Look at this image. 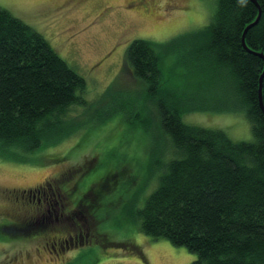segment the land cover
<instances>
[{"label":"rangeland","instance_id":"1","mask_svg":"<svg viewBox=\"0 0 264 264\" xmlns=\"http://www.w3.org/2000/svg\"><path fill=\"white\" fill-rule=\"evenodd\" d=\"M217 7L218 0H0V8L41 33L85 79L89 103L75 109L85 122L76 135L27 154V161L0 155V264H191L196 259L186 247L140 229L138 210L180 155L143 82L133 75L127 50L135 39L169 43L200 30L213 21ZM182 55L163 56L164 84L174 97L178 89H188L189 104L217 107L185 114L183 120L221 129L234 141H252L244 113L221 107L225 94L213 71L191 58L183 65ZM41 186L65 196V208L52 201L61 211L53 210L45 221L37 217L34 224L27 218L35 203L24 191ZM79 228L84 234L90 230V241L79 239L67 248L64 239Z\"/></svg>","mask_w":264,"mask_h":264},{"label":"trees","instance_id":"2","mask_svg":"<svg viewBox=\"0 0 264 264\" xmlns=\"http://www.w3.org/2000/svg\"><path fill=\"white\" fill-rule=\"evenodd\" d=\"M257 1L262 15L247 31L248 48L242 36L259 7L253 0H218L213 21L204 28L169 43L135 39L127 50L133 75L143 82L161 128L180 155L169 162L159 185L138 210L140 229L186 247L196 255L191 264H264V112L259 95L264 0ZM171 51L183 53V65L191 58L213 71L225 94L221 107L244 113L252 126V141H234L221 129L183 120L185 114L217 107L189 104L186 88L174 97L161 70L163 56ZM85 91V79L41 33L0 8L2 157L27 161V154L58 145L84 129L85 122L74 114L79 105L89 104ZM262 96L264 103V81Z\"/></svg>","mask_w":264,"mask_h":264},{"label":"flooded vegetation","instance_id":"3","mask_svg":"<svg viewBox=\"0 0 264 264\" xmlns=\"http://www.w3.org/2000/svg\"><path fill=\"white\" fill-rule=\"evenodd\" d=\"M51 190H53V189H51ZM24 192H29L30 196H29L28 202H34L36 205V206L32 205L30 207L27 222H32L35 224V218H37V217H39V218L42 217L41 220L45 221L46 219L49 218L48 215L52 214L53 210L55 212H58L59 210L61 211V209H63V207L65 208V203H63V202H65L66 197L63 196L61 193L55 194L54 191L52 193L48 194V192L46 191V186H41L39 188H35V189H31V190H25ZM52 201H55L54 202L55 204H56V202L62 203L60 205L61 209L55 210V208H53V202ZM75 206H76V204H75ZM72 210H74V209H72ZM60 214L63 215L64 213L61 212ZM90 235H91L90 230L84 234L82 229L79 228L78 233L70 234L69 237L65 238L63 242L65 243V245H67V248L70 246H75V245L77 246L79 239H81V240L83 239L84 243L90 241V239H89ZM58 244L62 245V242L60 241ZM62 247L64 248L63 245H62Z\"/></svg>","mask_w":264,"mask_h":264},{"label":"water","instance_id":"4","mask_svg":"<svg viewBox=\"0 0 264 264\" xmlns=\"http://www.w3.org/2000/svg\"><path fill=\"white\" fill-rule=\"evenodd\" d=\"M253 1H254V2L257 4V6L259 7V14H258L256 20H255L254 22H252L251 24H249V25L246 27V29H245V31H244V33H243L242 41H243V44H244V46H245L246 48H248V47H247V44H246V42H245V37H246L247 31H248L252 26H255V25L259 22V20H260V18H261V15H262V9H261V7H260L258 1H257V0H253ZM259 55L264 59V53H260ZM263 81H264V71H263V73H262V75H261V77H260V87H259L260 105H261L262 111L264 112V103H263V96H262V95H263Z\"/></svg>","mask_w":264,"mask_h":264}]
</instances>
